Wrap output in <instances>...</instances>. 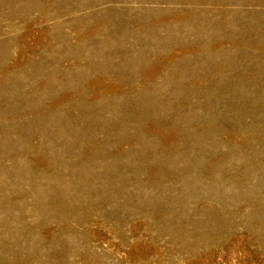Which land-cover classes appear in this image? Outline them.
Returning <instances> with one entry per match:
<instances>
[{
    "label": "rangeland",
    "instance_id": "obj_1",
    "mask_svg": "<svg viewBox=\"0 0 264 264\" xmlns=\"http://www.w3.org/2000/svg\"><path fill=\"white\" fill-rule=\"evenodd\" d=\"M0 264H264V0H0Z\"/></svg>",
    "mask_w": 264,
    "mask_h": 264
}]
</instances>
